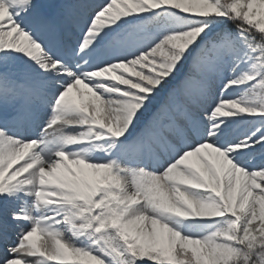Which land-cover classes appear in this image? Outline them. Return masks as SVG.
<instances>
[{
	"label": "snow or ice",
	"instance_id": "6c2138e0",
	"mask_svg": "<svg viewBox=\"0 0 264 264\" xmlns=\"http://www.w3.org/2000/svg\"><path fill=\"white\" fill-rule=\"evenodd\" d=\"M0 264H264V0H0Z\"/></svg>",
	"mask_w": 264,
	"mask_h": 264
},
{
	"label": "rangeland",
	"instance_id": "374dc122",
	"mask_svg": "<svg viewBox=\"0 0 264 264\" xmlns=\"http://www.w3.org/2000/svg\"><path fill=\"white\" fill-rule=\"evenodd\" d=\"M41 243L44 244V243H46V241L42 240Z\"/></svg>",
	"mask_w": 264,
	"mask_h": 264
}]
</instances>
